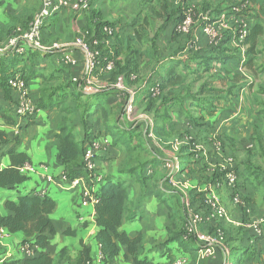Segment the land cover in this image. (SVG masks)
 <instances>
[{"label": "crops", "instance_id": "obj_1", "mask_svg": "<svg viewBox=\"0 0 264 264\" xmlns=\"http://www.w3.org/2000/svg\"><path fill=\"white\" fill-rule=\"evenodd\" d=\"M80 1L88 2V11L81 9ZM241 3L247 5L242 18L251 36L246 42L244 58L231 41L215 48L208 46L201 32L202 18L209 15L206 10L215 6L222 10ZM203 4L209 8L197 14V7ZM189 6L197 17L194 27L188 35H175L173 26ZM40 7V0H0V38L14 26H26ZM209 18L218 17L209 15ZM96 21L114 29L106 46L117 52V72L95 71L88 75L84 56L78 49L70 52L75 66L61 65L57 54H33L24 68L29 96L37 105L33 120L13 115L18 93L0 83V135L5 136V142L0 141V170L9 167L11 152L25 154L36 170L35 174L26 175L28 179L15 189L0 188V215L10 214L4 202H17L21 191L28 194L35 190L45 170L54 177L64 173L65 166L58 156L59 126L64 119L79 147H86L93 136L101 142L111 138L99 152L96 170L101 176L124 182L127 200L119 232L129 238L139 236L140 241L134 254L119 244L117 256L99 263L94 206L82 203L77 194L67 196L59 211V201L52 199L47 187L42 190L56 203L49 217L54 234L45 233L48 243L39 247L38 256L48 255L52 264H77L80 252L86 247L92 264H171L179 256H184L189 264H227L226 254L220 248L213 258L199 262L194 255L196 242L181 239L186 221L184 198L166 183L167 170L163 163L169 159H165L159 146L172 153L175 142H183L176 155L181 158L188 179L194 186H202L217 176V163L223 156L233 157L226 149L228 139H238L248 143V147L253 146L256 138H264V107L257 106L264 96V86L254 85L253 93L249 94L252 82H246L248 76L254 78L253 72L263 74L264 79V0L255 3L249 0H72L68 8L50 20L42 32V40L64 43L83 32L95 34ZM233 52L241 70L233 64ZM1 58L0 79L11 66ZM125 65L127 69L137 67L134 82L124 84L126 88L136 89L131 118L125 114L127 93L113 87L117 73ZM238 73L243 79L234 78ZM220 81H226L228 86L211 85ZM157 84L160 95L153 100L147 98V91ZM228 88L231 90L224 91ZM43 90L46 99L58 106L39 107ZM215 91H220L217 96H209ZM63 108L68 113L62 112ZM149 132H153L160 145L158 141L148 140ZM236 134L240 136L234 137ZM195 143L204 149V155L197 160L193 159L191 148ZM216 143L226 150L220 152ZM39 153L45 159L38 160L39 166L35 167L33 163ZM239 159L237 162L233 157L232 165L239 176L237 192L248 202L247 211L232 204L231 191L224 189L220 193L221 201L237 223L264 217V168L249 163L246 153ZM147 163L155 168L153 177L148 179L141 169ZM6 190L16 194H8ZM199 199L200 196L192 193L191 200L197 208L201 205ZM219 223L201 231L212 233ZM221 226L227 234L229 264H264V235L256 238L241 227L223 222ZM25 239L22 232H5L0 243V263L24 258L18 246Z\"/></svg>", "mask_w": 264, "mask_h": 264}, {"label": "built area", "instance_id": "obj_2", "mask_svg": "<svg viewBox=\"0 0 264 264\" xmlns=\"http://www.w3.org/2000/svg\"><path fill=\"white\" fill-rule=\"evenodd\" d=\"M71 2L72 0H41V7L33 16L28 27L25 30L17 27L14 34L7 41L0 43V56H25L27 51L36 52L43 56L57 54L59 56L58 62L61 65L75 66L76 62L71 58L70 52L78 49L84 56V65L88 75H92L97 70L101 73L112 72L115 63L113 52L111 51L108 56L104 57V66L99 67L101 56L99 46L102 44L106 46L108 38H111L114 34L113 27L109 25L102 27V36H105V40L101 42L90 36L88 32H83L80 37L69 42H42L41 33L46 22L61 10L68 8ZM79 6L83 11H88L89 9L87 1H80ZM246 8L247 5L241 3L226 9L220 15L221 17L219 16L215 20L209 18V15L202 18L201 32L205 36L208 46L215 48L224 42L231 41L239 52V55H243L244 58L245 41L249 33L248 24L242 18V13ZM196 19L194 8L190 6L186 7L182 12V19L174 25V32L177 35H188L193 29ZM135 79V76H133L132 80ZM73 81H76V79H73ZM7 83L10 89L15 90L17 93L19 92V100L14 112L15 116L19 119L33 120L36 116L37 108L33 106L28 98L25 89L26 83L21 75L16 73L8 79ZM113 87L124 90L127 93L125 114L128 118H131L135 106L136 89L126 88L122 77L117 78ZM147 93L151 97L159 96V85L157 84L150 88ZM16 133L18 134V132ZM108 141L110 139H104L102 142L101 140H95L86 147L83 154V166L88 178H75L69 181L65 173H62L60 177H54L46 173V170L41 167V169L45 170L41 176L42 180L46 183H52L64 191L79 189L81 192V202L94 206L97 203V198L93 195L94 182L102 180L101 174L96 170L95 158L102 151V146L108 144ZM185 141L188 142V139L185 138ZM182 144L183 142L180 141L175 142L172 146V150L174 151L172 153L160 146L159 149L165 155V159H169V161L163 163V167L167 170V185L184 198L186 212V221L183 226L184 238L194 237L197 240V259L199 261L205 258H213L217 249L220 248L225 252L227 264H229L230 253L226 243L227 234L221 226V222L234 227H241L244 230L250 231L254 237L259 238L264 235V217L254 221L237 223L233 221L227 206L221 201V191L228 189L233 193L231 197L232 204L244 212L248 209L247 201L235 189L238 174L232 165L233 161L231 157H222L220 162L217 163L219 164L217 165V176L210 182L202 186H192L186 172L183 170L181 158L176 155ZM216 147L220 152L222 151L219 143H216ZM191 148L192 155H194L193 159H201L204 155L203 146L195 143L191 144ZM19 172L29 175L35 174L36 170L31 164L26 163L19 168ZM152 174L153 169L151 167L147 168L146 175ZM190 193L200 196V208L193 205ZM33 194L39 197L47 195L46 191L42 189H35ZM216 222L220 223L213 227L212 233H203L201 231L202 228H208L209 225ZM5 232H7L5 229L0 228V243ZM40 249L37 244L29 241L21 242L18 246L19 253L24 258L38 256ZM102 261L103 256L99 252L98 262L101 263ZM86 264L90 263L87 262ZM171 264H189V262L184 256H179Z\"/></svg>", "mask_w": 264, "mask_h": 264}, {"label": "trees", "instance_id": "obj_3", "mask_svg": "<svg viewBox=\"0 0 264 264\" xmlns=\"http://www.w3.org/2000/svg\"><path fill=\"white\" fill-rule=\"evenodd\" d=\"M249 1H251L252 3L256 2V0H249ZM57 14H55L54 16H56ZM179 15L181 16L178 21L182 19V13H180ZM54 16H52L46 22L44 28L47 27L48 23ZM32 18L33 16L31 17L30 21L26 26L25 25L14 26L12 29H10L8 34L0 38V43L7 41V39L14 34V31L17 27H20L21 29L25 30L28 27L29 23L31 22ZM104 25H108V24L105 23L102 24L99 21H96L94 26L95 34L93 35L89 33V35L93 36V38H96L100 42L105 40L104 38L105 36L104 37L102 36V31H101ZM173 33L177 35L174 32V26H173ZM248 37L245 43L248 42L251 38V36ZM104 46H105L104 44L99 46V49L101 51L99 67L104 66V61H103L104 57L108 56L109 52L111 51L113 52V58L115 63L112 73L117 72V52L111 46L110 49L107 48V46H105L104 48ZM25 54H26L25 56H18V55L1 56L3 57L1 58L2 60L8 61V63L11 64V66H9L10 69L6 72V76L0 79V83L4 88L6 87L10 89L7 83L8 79L11 76L15 75L16 73L21 75L26 85L28 84V77L25 75L24 68L26 67V64L29 63L28 61H31L33 54H39V53L27 51ZM232 58H233V64L237 66L238 57L235 52H233ZM136 69H137L136 66H134L133 69H130V67L127 69V65H125L122 68L121 73H117L115 82L118 77H122L124 84L126 85L127 83L128 84L131 83V81L134 82V80H132V77L136 75L135 72ZM147 98H151V100H153V98L156 97L149 96ZM42 99L43 100L41 101V104H39V107L47 108V107L58 106L57 103H50L46 99L44 90L42 91ZM61 111L64 113H68L69 110L67 108L65 109L63 108ZM14 112L15 109L13 113ZM13 115L15 116V113ZM59 127H60V133L58 134V139H59L58 156L61 159L63 165L65 166L64 173L67 179L71 181L75 178H84V177L88 178L87 173L84 170V166H83V154L86 147L82 148L78 146L74 137L71 134L72 129L69 126H67L66 121L64 119H62ZM4 137H5L4 135H0V141L3 143L5 142ZM108 138L111 139L110 137ZM93 139L99 140L98 137L93 136L90 139L91 141L89 140V143H91ZM99 157L100 155L97 154L95 158V163L97 162ZM9 159H10L9 167L0 170L1 189H15L17 186L23 184L28 179L26 175L21 174L19 172V168L22 167L24 164L26 163L30 164L26 155L23 153L11 152L9 154ZM149 167H151L154 170L152 175H146V170ZM141 169L145 178L148 179L153 177L155 172V168L153 164L147 163ZM94 184L95 185L93 188V195L94 197L97 198V203L94 205V210L96 215L95 225L98 228V231L95 236V240L99 246L100 253L103 256V261L110 260L111 258L118 255L119 244L127 246L129 254H134L137 250L140 237L138 236L135 238H129L125 233L119 232V228L121 226V221L123 218V213L125 210V204L127 200V190L124 182L121 180H113L112 178H106V176L102 175V180L100 182H94ZM235 189L236 190L238 189V181L236 182ZM191 195L192 193H190V196ZM55 206L56 203L51 198H49L48 195H46L45 197H39L33 194L32 191L28 194L19 197L17 202H11V201L5 202V208L6 210L9 211L10 214L7 216L0 215V228L5 229L10 234L22 232L27 237V239H25V241L23 242L26 241L34 242L39 247L43 248L48 243L45 233L51 235L54 234V227L49 218V215L54 210ZM180 233H181L180 237L182 240L187 242H196L197 248L194 254L196 257L197 249H198L197 240L194 237H189L188 239H185L184 238L185 234L183 229ZM226 243L228 247L227 240ZM89 252H90L89 248L83 247L82 251L78 256L77 264H86L87 262L92 264L91 259L89 257ZM203 260L200 261L202 262ZM0 264H52V260L48 255L41 253L39 256L32 258L4 260Z\"/></svg>", "mask_w": 264, "mask_h": 264}, {"label": "rangeland", "instance_id": "obj_4", "mask_svg": "<svg viewBox=\"0 0 264 264\" xmlns=\"http://www.w3.org/2000/svg\"><path fill=\"white\" fill-rule=\"evenodd\" d=\"M40 4H41V0H40ZM236 6V5H235ZM232 6H229V7H227V8H224V9H222L221 10V8L220 7H218V6H215V7H213V8H211V10L210 11H207L206 9L207 8H209V5L208 4H203V5H200V6H198L197 7V9H196V11H197V14L201 11H204V10H206L205 11V13H208L209 15H211V16H213L214 18H216V17H219L226 9H228V8H231ZM36 13H34L32 16H34ZM100 17H98V19H99ZM100 20L102 21V19L100 18ZM101 21H99L100 23H102L103 24V22H101ZM120 22H121V20H119ZM105 24H107V23H105ZM115 28V27H114ZM93 35H94V33H93ZM257 62V61H256ZM258 64V63H257ZM237 70H241V69H239V67H238V65L235 67ZM254 71V70H253ZM253 74H254V78L252 77V76H248V78H247V80H246V82H252L251 84L249 83V94H252L253 92H251V88L254 86V85H256V84H261L262 85V87L264 86V79L262 78V75L263 74H259V75H257L255 72H253ZM242 78L243 79V75L242 74H237V75H235V77L234 78ZM123 85V84H122ZM211 85H214L215 87H218V88H220V87H227L228 85H227V82L226 81H220V82H217V83H215V84H211ZM27 86V85H26ZM25 86V89H26V91H27V95H28V98L30 99V101H31V103L33 104V106H36L35 105V102L34 101H32L31 100V98H30V96H29V90H28V87H26ZM246 86V85H245ZM264 88V87H263ZM228 90H231L230 88H228L227 90H224V91H228ZM236 91H238V89L236 90ZM218 92H220V91H215L214 93H211V94H209V96H213V98L215 97V96H217V93ZM223 95H224V92H223ZM260 99V98H259ZM18 100H19V92H18V97H17V100H16V103H15V108H16V106H17V103H18ZM216 100V99H215ZM260 101L261 102H259L258 103V107H264V96L260 99ZM37 110V109H36ZM264 119V118H263ZM112 128V126H110V128L109 129H111ZM239 128V127H238ZM18 132V131H17ZM238 132H240L239 130H238ZM240 134V133H239ZM239 134H236V135H234V137H239L240 135ZM242 136V135H241ZM147 137H148V140L149 141H158L157 139H156V137H155V135L153 134V132H149V134H147ZM226 139V138H225ZM91 141V140H90ZM93 141H95V139H93ZM92 141V142H93ZM91 142V143H92ZM159 142V141H158ZM89 143V142H88ZM160 143V142H159ZM200 144V143H199ZM227 144L229 145L228 147H226V149L228 150V152L229 153H231L232 154V156L234 157V159H236V161L237 162H239V157H240V155H243V154H245L246 153V156H247V158H248V160H249V163H251V164H253L254 166H258V167H261V168H264V138H256L255 139V141H254V143H253V146H251V144L250 145H248V147H247V144L245 143V142H243V141H239L238 139H236V141L234 140V139H232V138H230V139H228L227 140ZM243 144H245V145H243ZM88 145H90V143L89 144H87V146L86 147H88ZM163 145V144H162ZM250 147V148H249ZM222 149H225V147H223ZM225 149V150H226ZM232 157V158H233ZM40 159H45V156H44V154H37V160H36V162H34L33 164H34V166L35 167H38L39 165L37 164V162H38V160H40ZM31 177H34V175L33 176H31ZM30 178V177H29ZM214 179V178H213ZM38 181V186L36 187V189H47V187H48V189H50V196L52 197V199L53 200H58L59 201V203H58V206H59V211H61L62 210V208L64 207V205H65V200H66V197L67 196H76L77 194L79 195V198H80V196H81V192L79 193V191H77V193H76V190H74V191H64V190H60V189H54V188H56V187H54V186H52L51 184H48V183H46L45 181H42V180H37ZM237 181H239V176H238V180ZM191 185L192 186H194L195 185V183H192L191 182ZM6 192L8 193V194H16V192L15 191H13V192H11V191H7L6 190ZM19 196H18V198L19 197H21V196H23V195H25L24 194V192H20L19 194H18ZM49 195V194H48ZM6 200H9V198H7ZM5 203V202H4ZM4 205V204H3ZM49 217H50V215H49ZM51 217H53V215L51 216Z\"/></svg>", "mask_w": 264, "mask_h": 264}]
</instances>
